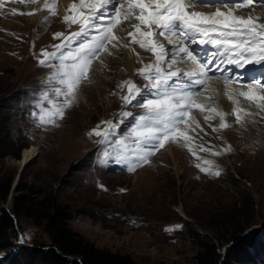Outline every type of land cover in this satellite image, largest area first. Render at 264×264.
Instances as JSON below:
<instances>
[{
  "label": "rangeland",
  "instance_id": "obj_1",
  "mask_svg": "<svg viewBox=\"0 0 264 264\" xmlns=\"http://www.w3.org/2000/svg\"><path fill=\"white\" fill-rule=\"evenodd\" d=\"M45 20L36 15L0 17V105L9 107L10 115L8 137L0 132L4 140L0 181L11 183L9 197L16 185L32 197H55L72 212V232L135 264H196L201 240H218L220 260L227 263V252L241 243L240 238L252 230H262L258 235L264 238V113L244 116L240 123L229 119L231 126L225 129H219L217 118L204 127L194 123L189 131L195 156L180 141L166 144L150 164L134 173L126 174L118 154L117 167L107 169L113 161L102 159L110 155L108 144L115 133L106 145L99 143L101 137L88 133L97 125L103 130L102 121L119 125L115 129L119 133L125 129L127 119L121 123L119 113L125 109L120 97L127 89L118 85L129 79L136 82L138 57L131 75L116 54L97 62L99 66L95 63L58 126L34 130L31 102L45 87L42 82L50 71L37 63L41 50L47 51L53 43L51 34L64 28L58 18ZM134 52L135 56L138 51ZM139 58L143 57L139 54ZM16 93L18 101L6 104ZM213 127L218 131L213 132ZM31 147L37 149L36 155L23 162L24 150ZM168 148L176 152V165ZM204 160L214 162L209 171L221 174L201 172L196 165L208 168ZM9 197L0 202L6 211L11 209ZM244 224L250 227L243 234L223 243ZM14 233V242L0 252V264L19 259L24 261L21 264H49V238L32 219H16ZM230 264L258 263L242 256Z\"/></svg>",
  "mask_w": 264,
  "mask_h": 264
},
{
  "label": "snow or ice",
  "instance_id": "obj_2",
  "mask_svg": "<svg viewBox=\"0 0 264 264\" xmlns=\"http://www.w3.org/2000/svg\"><path fill=\"white\" fill-rule=\"evenodd\" d=\"M30 2L36 4L38 0ZM253 3L254 0H76L70 3L63 23L69 28L79 25V30L68 36L54 34V39L64 36L61 44L53 46L56 51L41 50L43 59L38 63L51 68L52 72L42 82L45 87L34 94L36 111L31 116L36 126H58L57 121L63 119L65 111L75 104L80 85L90 79L93 62L104 54L113 56L109 46L119 49L138 45L154 57L152 62L137 69L138 76L147 81L145 87L151 92V98L130 79L118 85L121 90L127 89V93L120 97L122 108L126 109L135 102L136 107L144 109L134 118L129 134L115 142L122 145L121 165L128 172H133L149 163V157L163 148L166 142L179 143L181 140L195 156L187 134L190 122L196 123L191 115L193 109L203 115L205 123L218 117L219 129L230 126L225 122L228 113L198 102L206 91L207 81L218 79L209 73L218 69L223 71L220 64L234 65L242 70L235 78L226 77L222 81L228 99L234 105L238 104L234 97L238 92L240 97L264 110V23L252 15L236 14L237 9ZM55 4L56 0L51 4L45 0L43 8L51 16H56ZM198 7L215 10H194ZM27 14L33 15L34 12ZM128 26L133 30L129 31ZM117 32L125 35H117ZM165 41L171 45L170 49ZM74 43L76 47L72 46ZM209 48L215 51H209ZM137 57L138 62H142L138 53ZM217 58L219 63L210 67ZM233 85L237 88L234 89ZM112 94L117 95L115 92ZM142 95L145 96L143 100L139 99ZM205 99L211 100V97ZM242 112L247 115L239 107L232 110L231 115L237 123L242 120ZM131 116L130 111L119 113L121 123ZM101 124L105 125L103 130L97 125L88 136L101 137L99 143L106 145L119 125L112 121H102ZM209 126L212 127L211 124ZM196 127H200L198 123ZM200 130L203 131L202 128ZM212 130L218 131L216 127ZM201 151L209 149L201 147ZM212 155L218 153L213 152ZM203 164L208 168L196 165L201 172L215 176L221 174L219 170L209 171L213 161L204 160Z\"/></svg>",
  "mask_w": 264,
  "mask_h": 264
},
{
  "label": "trees",
  "instance_id": "obj_3",
  "mask_svg": "<svg viewBox=\"0 0 264 264\" xmlns=\"http://www.w3.org/2000/svg\"><path fill=\"white\" fill-rule=\"evenodd\" d=\"M18 94L11 95L6 100V104L18 101ZM9 107L0 105V132L8 137L7 127L9 124ZM6 115V116H5ZM3 138L0 139V148L4 145ZM17 159L19 156L16 157ZM11 191V183L0 181V202L7 201ZM26 189L21 185H16L12 190L10 203L11 209L6 211L0 208V252L4 250V245L12 244L15 240V220L19 217L29 218L41 227L49 238V264H135L129 257L118 253H111L101 250L90 244L81 236L72 232L69 223L72 220V212L55 197L48 195L42 198L32 197L26 193ZM250 227L244 224L230 240L225 239L224 244L231 243ZM252 230L245 235L241 243L229 249L227 252L228 262H221L222 256L219 254L221 245L216 241L201 240L198 242V251L195 256L196 264H230L239 261L245 256L258 264L264 261V238L259 239V232ZM239 239V240H240ZM11 258V257H10ZM14 259V258H12ZM20 259L5 264H21ZM28 264V262H27ZM48 264V263H47Z\"/></svg>",
  "mask_w": 264,
  "mask_h": 264
},
{
  "label": "bare ground",
  "instance_id": "obj_4",
  "mask_svg": "<svg viewBox=\"0 0 264 264\" xmlns=\"http://www.w3.org/2000/svg\"><path fill=\"white\" fill-rule=\"evenodd\" d=\"M49 2L51 4L52 0H49ZM72 2H76V0H59L58 1L56 9L58 8L60 16L63 17L65 15L69 4L72 3ZM31 7H32V9H38L37 7H39V5L31 3ZM250 14L261 16V18H263V16H264V8H262V9H254L253 8V9H251ZM41 15H42V12L39 11L38 14L36 15V17L40 18ZM116 34L120 35V36H124L123 35L124 33L117 32ZM125 42H127V41H125ZM132 49H134L135 51L137 50L138 54H140L141 57H143L145 59L149 58V55H147L144 51H141V50H139V49H137L135 47H132V46H131V48H119V49L110 48V50L113 52V54H116L121 60L124 61L123 63H124L125 70H126V68H128L127 73L130 74V75L133 73V71L136 68L135 65H134V57L137 56V53L134 56L135 52L132 51ZM108 59H109L108 55L104 54L99 59V61L105 62ZM97 62H96V65L99 66L100 64L97 63ZM234 89H236V88H234ZM239 90H246V89H239ZM224 91L225 90H224V87L222 85H220L217 82H211L210 86L207 89V91L198 100H199V102H203L206 106L220 108L223 111H225L226 113H228V115L233 110V108L236 107V106H240L242 108H247L248 107L247 104H244V103H247V102L243 101L244 98L240 97L238 95V92H236L234 94L235 99L238 100V104L234 105L232 103V101H230L228 99V97L224 94ZM206 97H211V100L205 99ZM228 115H226V117H225V122L226 123H229L228 122L229 119H227ZM193 116L195 117V121H196V123L199 124V126H203L204 127V126L207 125V123H205L203 115L201 113L200 114L199 113H194ZM217 119H218V122H219V118L218 117H217ZM193 125H194V123L190 122V128H192ZM190 128L187 129V131L190 130ZM168 151H169V155H170L172 161L176 165L175 160H174V154H176V152L173 151L172 148L171 149L168 148ZM36 153H37V149L34 148V147H31L29 149L24 150V152H23V162H27L30 159H32L36 155Z\"/></svg>",
  "mask_w": 264,
  "mask_h": 264
}]
</instances>
